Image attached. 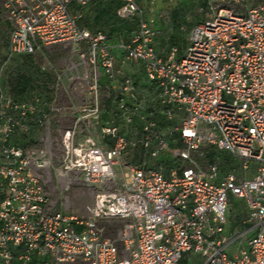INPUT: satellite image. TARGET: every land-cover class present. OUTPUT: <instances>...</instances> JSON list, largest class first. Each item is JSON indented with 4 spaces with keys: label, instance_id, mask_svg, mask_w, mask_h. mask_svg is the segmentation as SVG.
<instances>
[{
    "label": "built area",
    "instance_id": "obj_1",
    "mask_svg": "<svg viewBox=\"0 0 264 264\" xmlns=\"http://www.w3.org/2000/svg\"><path fill=\"white\" fill-rule=\"evenodd\" d=\"M88 1L0 2L7 60L54 46L79 58L67 91L77 102H51L38 119L37 99L0 91V264H264V0H204L207 17L190 30L180 58L176 46L157 53L154 9L123 0L121 16L136 17L137 26L113 45L78 24L73 6ZM115 50L142 67L167 119L182 114L172 154L188 165H119L129 147L155 160L168 142L132 77L116 68ZM117 113L127 125L138 118V137L121 131L111 119ZM54 114L69 120L55 169ZM32 128L33 143L15 142ZM204 146L227 152L244 171L254 165L252 176L221 173L216 160L203 169L194 155ZM51 167L66 187L76 173L93 190L83 214L52 210L44 179ZM229 195L244 202L238 227L227 218ZM116 221L123 224L109 235Z\"/></svg>",
    "mask_w": 264,
    "mask_h": 264
},
{
    "label": "rangeland",
    "instance_id": "obj_2",
    "mask_svg": "<svg viewBox=\"0 0 264 264\" xmlns=\"http://www.w3.org/2000/svg\"><path fill=\"white\" fill-rule=\"evenodd\" d=\"M1 2V0H0ZM139 6L143 10L149 11L151 8L155 11V22L159 32V39L163 50L168 51V48L172 44H176L180 53H183L185 44L188 41V35L192 25L197 22L203 21L207 17V9L205 8L204 0H137ZM175 14L179 15V18H175ZM1 6H0V91L11 95H15L13 88L15 80L18 76H25L30 78L36 85L32 94L27 97L29 100L37 99L38 103H41L45 112L49 111V103H53L54 106H64L70 102H77L75 98H72L68 94V89L73 87V83L70 80L71 73L75 72L71 66L77 64L79 58L76 54H73L70 58L66 56L65 51L61 46H54L49 51H43L42 54H36L30 58H24L20 55L10 57L6 59V53L8 48V33L9 30L4 23ZM126 38H123L125 40ZM178 42V44H177ZM116 68L123 74H128L132 77L136 92L144 101V112L152 113L153 118L157 123V127L162 136L168 142V149L160 153L158 156L164 166L173 167L175 163L180 165H188L189 162H184L173 156L172 151L178 148V134L175 127L180 124L182 119L181 113L175 114V119L169 120L162 114L163 108L159 100L156 98L153 84H151L142 69V67L133 61L127 60L116 50ZM77 69L79 66H75ZM118 78V77H117ZM104 84L109 85V82L105 77L101 78V86ZM117 83L114 82L113 88L116 90ZM45 87L47 89H45ZM45 89V90H44ZM46 91V92H45ZM46 97L42 101L39 96ZM48 96V98H47ZM48 105V106H47ZM103 117L108 118L104 113ZM111 119L117 122L121 131L124 132L129 138L134 139L140 134V121L138 118H134L131 124H125L123 117L120 113H117ZM69 120L67 117L54 114L51 120V132L50 141L52 167L55 169L58 167V158L61 154V136L62 132L68 127ZM36 128L28 136H18L17 142L23 146L33 143L37 138ZM138 148L129 147L123 154L122 162H132L139 164L143 159L138 158ZM204 151L213 152L216 156L215 160L219 161L221 173H225L230 170H235L240 176L249 177L252 174L254 165H250L248 171H244L240 167V161L236 160L227 152L220 150L215 146H204ZM195 161L203 169L207 167L209 160L207 156H195ZM147 162H155V160L145 158ZM47 168L45 171V187L48 193V200L50 202L52 210L74 212L77 214H83L88 204L92 202L93 190L85 186L81 180L80 174L73 173V182L66 187L65 182L58 178L53 168ZM227 211V218L231 216V221L236 222L234 226L238 227L241 217L244 212V202L242 199L236 196L229 195V206ZM239 216V217H238ZM123 224L122 221H116L111 227L108 228V234L114 235V229L120 227Z\"/></svg>",
    "mask_w": 264,
    "mask_h": 264
},
{
    "label": "trees",
    "instance_id": "obj_3",
    "mask_svg": "<svg viewBox=\"0 0 264 264\" xmlns=\"http://www.w3.org/2000/svg\"><path fill=\"white\" fill-rule=\"evenodd\" d=\"M123 3H124L123 0H89L85 6H83V7L73 6V9L78 10L81 14L80 18L78 19V24L81 27L86 28L90 31H102L103 33L106 34L107 39L111 44L117 45L118 43H120L122 41H127L130 38V36L132 35V33L135 31L136 26H137V18L136 17L124 18L123 16H121L119 10H120V7L123 5ZM175 18H179V15L175 14ZM180 20L183 21L184 19H180ZM198 23L199 22L192 25L191 29L193 28V26H195ZM123 38H126V39L123 40ZM177 44H178V42H177ZM186 44H185V47H186ZM171 46L177 47L176 44H172ZM169 48H168V50H169ZM114 52H116V50ZM181 55H182V53H180L179 49L177 48V57L180 58ZM20 56H23L24 58L32 57V55H30V54H25V55H20ZM35 86L36 85L33 83V81L30 78H27L23 75L18 76L15 80V83H14L13 91H14L15 95H13V97L15 99H18V100L33 101L34 99L29 100V98L27 96L33 93V91L35 90V88H34ZM45 89H47V88L45 87ZM42 94H44V95L42 97L41 96H39V97L42 98L41 99L42 101H44L43 98L46 97L45 96L46 94L45 93H42ZM47 98H48V96H47ZM36 106H37V111L35 114V118L38 119V118H40L41 114L43 112H45L46 108L44 109L43 106L41 105V103H38V101H36ZM32 131H33V128L31 130V132ZM29 134L21 135V136H28ZM176 137H178L177 145L180 147L181 143H180L179 134H177ZM15 142L17 144H19L17 142V138L15 139ZM19 145H21V144H19ZM138 151H139L138 152V158L139 159L147 158V155L144 156L142 150H138ZM195 156L197 157L198 155H195ZM202 156H207L209 158V160H212V161L215 160V158H216V156L213 152L204 151V150H203ZM161 161L162 160H160V158L157 157L155 159V162L153 163V165L162 166L164 168L165 172L169 168H171V167L167 168L166 166H164V164ZM174 166H180V164L177 162V163H175ZM219 169L221 172L220 167H219ZM231 219L232 218L230 216L229 217V224L231 226H234V224H236V222H234V221L230 222Z\"/></svg>",
    "mask_w": 264,
    "mask_h": 264
},
{
    "label": "crops",
    "instance_id": "obj_4",
    "mask_svg": "<svg viewBox=\"0 0 264 264\" xmlns=\"http://www.w3.org/2000/svg\"><path fill=\"white\" fill-rule=\"evenodd\" d=\"M154 47H155V49H156V51H157V53L159 54V55H161V56H166V54H167V52L168 51H166V50H163V47H162V45H161V41H160V39H159V32H158V34H157V36H156V38H155V41H154ZM238 174V173H237ZM239 175V174H238ZM240 176V175H239ZM252 176V174L249 176V177H251Z\"/></svg>",
    "mask_w": 264,
    "mask_h": 264
}]
</instances>
